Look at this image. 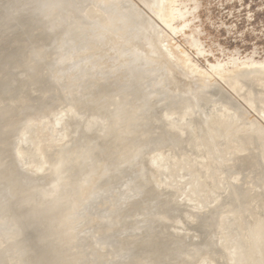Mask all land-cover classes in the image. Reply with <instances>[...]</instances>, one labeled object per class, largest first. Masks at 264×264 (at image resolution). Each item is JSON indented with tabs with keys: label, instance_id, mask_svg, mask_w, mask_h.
<instances>
[{
	"label": "rangeland",
	"instance_id": "obj_1",
	"mask_svg": "<svg viewBox=\"0 0 264 264\" xmlns=\"http://www.w3.org/2000/svg\"><path fill=\"white\" fill-rule=\"evenodd\" d=\"M9 1L0 13V264L257 261L264 81L251 70L264 66V0H172L168 30L151 0ZM181 56L210 78L186 73ZM194 98L207 113L192 109L201 126L183 117ZM169 101L174 114L182 108L178 124ZM94 114L111 127L105 139L85 133ZM172 122L185 126L194 158L170 138ZM33 185H57L54 206L24 220L27 209L11 201Z\"/></svg>",
	"mask_w": 264,
	"mask_h": 264
},
{
	"label": "bare ground",
	"instance_id": "obj_2",
	"mask_svg": "<svg viewBox=\"0 0 264 264\" xmlns=\"http://www.w3.org/2000/svg\"><path fill=\"white\" fill-rule=\"evenodd\" d=\"M147 1H148V0H147ZM156 1H157V0H154V1L151 0V2H153V4H154V2H155V5H156V6H154V5L152 4V6H154L155 9H156V7H157V10H158V11H156L155 9H153V10H155L154 13H155V14L157 13L156 16H158V17H155V16H154V17H155L156 19L159 18V20H160V21L162 22V24H163V27H164L166 30H168V29L171 28L170 25H171V21H172V12H171V8H170L172 0H158V3H157ZM150 8H151V7H150ZM155 14H154V15H155ZM156 19H154V20H156ZM154 20H153V21H154ZM154 22H155V21H154ZM151 23H152V22H151ZM155 23L158 24L159 22L157 23V20H156ZM156 24H155V25H156ZM158 25L160 26L161 24H158ZM158 25H157V28H159ZM153 26H154V25H153ZM153 28H154V27H153ZM82 29H83V28H82ZM159 29H160V28H159ZM161 31H162V32L160 33L159 37L166 33V32H163V30H161ZM60 33H61V32H60ZM162 33H163V34H162ZM87 34H88V33H87ZM161 34H162V35H161ZM168 34H169V33H168ZM168 34H166V36L164 35V36H163L164 38H163V37H162V38H163V39H166L165 37H167ZM59 35H60V34H59ZM86 36H87V35H86ZM84 37H85V36H84ZM160 38H161V37H160ZM162 38H161V39H162ZM168 38H169V37H168ZM168 38L165 40V41H166L165 43H167L166 45H168V44H169L168 42H170V41H169L170 38H169V39H168ZM163 39H162V40H163ZM163 41H164V40H163ZM163 41H162V43H164ZM56 42L59 43V41H56ZM85 44H86V43H85ZM87 44H88V43H87ZM170 44H171V43H170ZM59 46H60V45H59ZM92 46H93V45H92ZM92 46H91V47H92ZM93 47H95V45H94ZM95 48H96V47H95ZM166 48H167V46H166ZM168 48H169V50L171 49V51H172V53H173V55H174L175 53H174V51L172 50L173 47L171 48L170 45H169ZM168 48H167V50H168ZM90 49H91V48H90ZM95 50H96V49H95ZM169 53L171 54L170 51H169ZM174 56H175V55H174ZM173 58H174V57H173ZM176 59H177V61H178V59H180V61H178V62H180V64H178V66H179L181 69H185V68H187V69H188V72H189L191 75L197 77L198 79H203V78L205 77V80H206V79L210 78V76L207 78V76H208L209 74H208L207 76L204 75V74H206V73H204V74L201 76V74H202L203 72H200V71L197 69V67L195 66V64H191V63L189 62V60L187 59V57H182V56H181V57L176 58ZM175 61H176V60H175ZM177 61H176V62H177ZM178 62H177V63H178ZM253 66H254V65H253ZM254 67H255V66H254ZM245 68H247V67H245ZM249 68H250V67H249ZM187 69H185V72L187 71ZM214 69H215V67H214ZM235 69H236V68H235ZM235 69H234V70H235ZM254 69H255V71L251 70L252 72H254L253 74H255V72L259 70V71H260V74L264 76V66H260L259 69H257V68H254ZM231 71L233 72V70H231ZM231 71H230V73H231ZM247 71H248V70H247ZM251 71H250V72H251ZM186 73H187V72H186ZM234 73H235V72H234ZM243 73H245V72H243ZM257 73H259V72H257ZM239 74H241V72H240ZM239 74H236V75H239ZM246 74H247V73H246ZM248 74H249V73H248ZM248 74H247V75H248ZM218 75H219V74H218ZM221 75H222V74H221ZM221 75H219V77H220ZM229 75H231V74H229ZM232 75H234V74H232ZM243 75H244V74H243ZM255 76H258V75H255ZM263 76H262V79H263V81H264V77H263ZM202 77H203V78H202ZM222 77H223V75H222ZM244 77H245V76H244ZM251 77H252V76H251ZM258 78H259V77H258ZM260 78H261V76H260ZM252 79H253V78H252ZM256 79H257V77H256ZM262 79H261V81H262ZM263 81H262V82H263ZM255 82H256V81H255ZM262 82H261V84H262ZM259 83H260V81H259ZM262 86H263V85H262ZM263 87H264V86H263ZM212 89H213V91H218V90H216V89H217L216 87H214V88H212ZM212 89H211V90H212ZM208 92H209V91H207L206 93H207V94H210V92H209V93H208ZM206 93H205V94H206ZM217 94H219V93H217ZM212 95H213V94L211 93V94H210L211 97H209V98H211V102L214 101V97L216 98V96L213 95V97H212ZM204 96H205V95H204ZM208 96H209V95H208ZM218 96H220V94H219ZM218 96H217L216 99L219 98ZM223 96H224V95H223ZM200 97H203V96H200ZM226 97H227V96H225V99H226ZM204 98H205V97H204ZM212 98H213V99H212ZM223 98H224V97H223ZM216 99H215V100H216ZM221 99H222V97H221ZM221 99H218V100H219V105H221L220 103L223 101V100H222V101L220 102ZM194 100H195V98L189 102L190 104H188L189 106L191 105V108H190V107L186 108V107L184 106L183 108H185V109L183 110L182 108H179V109H180L179 111H181V109H182V111H186V115H185V114L183 115V117H184L185 119L187 118V117H185V116H188V117H189L188 112H190L189 114L193 116L192 118H194L193 121L195 120V122H193V123H195L196 125L192 123L191 116H190V118H189L190 121H188V119H186V120L188 121V123L190 122V125H191V123H192L194 126H201V124H202L201 121H202V120H200V116H202V115H200L201 112L198 111V110H200V109H202V108H201V107L199 108V107L195 106V105H194L195 102H194V104L192 103V101H194ZM198 100H201V98H198V97H197L196 102H197ZM202 100H203V99H202ZM202 100H201V101H202ZM204 100H206V98H205ZM208 100H209V99H208ZM226 100L228 101V104H229L230 100H228V98H227ZM226 100H225V102H227ZM206 101H207V100H206ZM209 101H210V100H209ZM216 101H217V100H216ZM169 102H170V101H169ZM186 102H187V100H186ZM198 102H199V101H198ZM198 102H197V103H198ZM211 102H210V103H211ZM172 103H173V102H170V104L167 103V104L169 105V107L167 106L168 108H167L166 105L164 104V105H165V108H167V110H166V111H167V114H168V112H169V115H170V112H171V115L174 114L173 111L175 110L174 108H175V104H176V103H174V104H172ZM179 103H181V102H179ZM199 103H200V102H199ZM203 103H207V102H203ZM208 103H209V102H208ZM213 103L215 104V102H213ZM213 103H211V104L213 105ZM222 103L224 104V101H223ZM216 104H217V105H214L215 108H217L216 106H218V102H216ZM225 104L228 105L227 103H225ZM225 104H224L223 106H225ZM230 104H231V103H230ZM180 105H182V104H179V105H177V106H180ZM188 105H187V106H188ZM193 105H194L195 107H193ZM209 105H210V104H209ZM162 106H163V105H162ZM199 106L204 107L202 104H200ZM221 106H222V105H221ZM221 106H220V107H221ZM223 106H222V107H223ZM192 107H193V108H192ZM205 107H206V106H205ZM207 107H208V106H207ZM207 107H206V109H207ZM176 108H177V107H176ZM189 108H190L191 110H192V109L199 108L198 110H195V111H198V113L200 112V114H196V113L192 110V111L194 112V113H193ZM215 108H213V109H215ZM168 109H169V110H168ZM186 109H189V111L186 110ZM203 109H204V108H203ZM203 109H202V110H203ZM209 109H210V108H209ZM220 109H221V108H220ZM222 109H223V108H222ZM222 109H221V110H222ZM65 110H66V109H65ZM202 110H201V111H202ZM204 110H205V109H204ZM204 110H203V112H204ZM210 110H211V109H210ZM216 110H217V109H216ZM223 110H224V109H223ZM166 111H164V112L166 113ZM176 111H177V109L175 110V112H176ZM179 111H178V113L181 114ZM182 111H181V112H182ZM217 111H218V110H217ZM172 112H173V114H172ZM203 112H202V113H203ZM206 112H207V110H206ZM183 113H184V112H183ZM204 113H205V112H204ZM208 113H209V112H208ZM219 113H220V112H219ZM163 114H164V113H163ZM179 114L176 113V114H174V116H173V117H174V120H175V123L177 122V119H181V118H177V119H175L176 115L182 117V116L179 115ZM205 114H207V113H205ZM63 115H64V114H63ZM165 116H166V115H165ZM178 116H177V117H178ZM204 116H205V115H204ZM67 117H68V116H67ZM167 117L170 118V116H167ZM171 117H172V116H171ZM183 117H182V118H183ZM216 117H218V116H216ZM228 117H229V116H228ZM74 118H75V116H74ZM74 118L72 119L73 121H74ZM169 118H167V121H169ZM224 118H225V117H224ZM160 119H161V118H160ZM172 119H173V118H171V121H172ZM185 119H183V120H181V121L184 122ZM201 119H204V117L201 118ZM225 119H226V118H225ZM228 119H229V118H228ZM228 119H226V120H228ZM77 120H78V119H77ZM63 121H64V120H63ZM73 121H72V122H73ZM178 121H179V120H178ZM187 121H186V122H187ZM223 121H224V119H223ZM58 122H59V121H58ZM169 122H170V121H169ZM183 122H182V124H183ZM186 122H184V123H186ZM216 122H217V121H216ZM54 123H55V122H54ZM54 123H53V124H54ZM74 123H75V122H74ZM74 123H72V124L74 125ZM84 123H85V122H84ZM235 123H236V122H235ZM172 124L174 125L173 122L171 123V125H172ZM176 124H178V123H176ZM176 124L174 125V128L171 127V126H168V125H167V126H168V127H167V130H168V132H169L170 138L174 139V140L176 141V143L179 144V148H180V149H179L178 151H180V153L183 152L182 154H184V152H185L186 157H188V154H189V153H190V154L193 153V157H191V155H189V157L194 158V154L198 153L197 151L192 150V148L195 147V146H193V144H189V145H191V146H189L188 143H190V142H186V141H185V139H188V138L190 139V138H191L190 135L188 136V134H190V132H188V129H189L188 124H187V123H186L187 125L184 124V125L187 127V129L185 128V126H181V127H180V125H181L180 121H179V124H180L179 126H178V125L176 126ZM216 124H218V123H216ZM228 124H231V122L228 123ZM76 125H77V124H76ZM169 125H170V124H169ZM190 125H189V126H190ZM222 125H223V124H222ZM232 125H234V124L232 123ZM235 125H236V124H235ZM237 125H238V124H237ZM237 125H236V126H233V128H234V127H235V128H238ZM241 125H242V124H241ZM74 126H75V125H74ZM175 126H176L177 128L179 127V129H180L179 131H180V132L175 128ZM226 126H227V125H226ZM238 126H239V125H238ZM75 127H76V126H75ZM183 127H184V128H183ZM221 128L224 129L225 127L223 128V127L221 126ZM230 128H231V127H230V125H229V130H230ZM181 129H186V131L188 132L186 136H188V138H185V136H184V135H185V133H184L185 130L183 131V133H181ZM231 129H232V128H231ZM193 130H194V129H193ZM232 130H234V129H232ZM235 130H236V129H235ZM191 132H192V131H191ZM232 132H233V131H232ZM180 133H181V134H180ZM233 133H234V132H233ZM236 133H237V130H236ZM191 135H192V134H191ZM189 139H188L187 141H189ZM193 139H194V138H193ZM262 139H263V138H262ZM192 141H194V140H192ZM192 141H191V142H192ZM262 142H263V141H262ZM192 143H193V142H192ZM263 143H264V142H263ZM15 146H16V144H15ZM17 146H18V145H17ZM159 146H160V145H159ZM161 146H162V145H161ZM192 146H193V147H192ZM13 147H14V146H13ZM18 147H19V148L16 149L17 152H18L17 155H19V154H20L19 152L22 151V148H20V146H18ZM157 147H158V146H157ZM191 147H192V148H191ZM261 147H262V148H261ZM14 148H15V147H14ZM158 148H159V147H158ZM260 148L262 149L261 154L263 155V152H264V145L261 144V145H260ZM36 150H37V149H36ZM158 150H159V149H158ZM193 151H194V152H193ZM30 152H31V150H30ZM195 152H196V153H195ZM186 153H187V154H186ZM178 154H179V152H178ZM199 154H200V156H198V157L201 158V154H202V152L199 153ZM196 155H197V154H196ZM55 156H56V155H55ZM181 156H182V155H181ZM16 157H20V156H16ZM56 157H57V156H56ZM56 157H55V159H58V158H56ZM183 157H184V155H183ZM198 157H195V159L198 158ZM30 158H31V157H30ZM16 159H17V158H16ZM18 159H19V158H18ZM20 159H21V158H20ZM23 159H24V158H23ZM55 159H53V160H55ZM180 159H181V158H180ZM195 159H194V160H195ZM199 160H200V159H199ZM31 161H32V160H31ZM19 162H20V160H19ZM22 162H23V161H22ZM34 162H35V161H34ZM47 162H48V161H47ZM200 163H202V162H200ZM41 164H42V163H41ZM47 164H48V163H47ZM21 165H22V164H21ZM33 166H34V165H33ZM33 168H34V167H32V169H33ZM38 168H39V167H38ZM38 168H37L36 170H38ZM258 168H259V170L261 169V173L264 175V169H262L260 166H258ZM34 169H35V168H34ZM34 169H33V170H34ZM41 169H43V168H41ZM26 170H27V169H26ZM36 170H35V171H36ZM35 171H34V172H35ZM42 171H43V170H42ZM42 171H41V172H42ZM30 172H31V171H30ZM36 172H37V171H36ZM42 173H43V172H42ZM34 174H35V173H34ZM35 175H36V174H35ZM50 202H51V201H50ZM50 202H48V203H50ZM55 203H57V202H55ZM183 212H184V211H183ZM184 213H185V212H184ZM185 214H186V213H185ZM262 226H263V227H262ZM260 231H262V232H260V233H264V232H263V231H264V221H263V223L260 225ZM260 245H261V244H260ZM261 248H262V247H261ZM257 250H259V249H257ZM262 252H263V251H262ZM261 254H262V253H260V258H259L257 261L255 260V262H253L252 264H264V253H263L262 255H261ZM241 255H242V254H241ZM238 258H239V257H238ZM247 260H248V259H247ZM218 261H219V260H218ZM219 263H220V261H219ZM219 263H218V264H219ZM221 263H222V261H221ZM221 263H220V264H221ZM222 264H223V263H222Z\"/></svg>",
	"mask_w": 264,
	"mask_h": 264
},
{
	"label": "water",
	"instance_id": "obj_3",
	"mask_svg": "<svg viewBox=\"0 0 264 264\" xmlns=\"http://www.w3.org/2000/svg\"><path fill=\"white\" fill-rule=\"evenodd\" d=\"M9 0H0V13L7 10L10 5ZM97 122L96 125H93L90 130L86 131V134L95 136L100 139H105L109 136L111 127L109 123L103 118V116L99 114H94ZM76 116V115H75ZM83 118L86 116H82ZM76 118V117H75ZM1 151V147H0ZM11 152L13 154V161H14V169L16 174H22L25 172V168L20 166V163L16 159V152L14 147H12ZM164 185V183H162ZM57 185H54L48 192H43V188H36L34 185L33 187H29L24 189L21 187L19 193L13 198L11 201V209H20L25 208L27 209L25 216L23 217L24 220H29L36 216L39 213H43L54 206V202L51 200L54 191L56 190ZM47 198V201L44 199ZM48 201H51L48 203ZM43 204V205H42Z\"/></svg>",
	"mask_w": 264,
	"mask_h": 264
},
{
	"label": "trees",
	"instance_id": "obj_4",
	"mask_svg": "<svg viewBox=\"0 0 264 264\" xmlns=\"http://www.w3.org/2000/svg\"><path fill=\"white\" fill-rule=\"evenodd\" d=\"M246 33H247V32H246ZM246 33H245V34H246ZM248 33H249V32H248ZM248 33H247V34H248Z\"/></svg>",
	"mask_w": 264,
	"mask_h": 264
}]
</instances>
